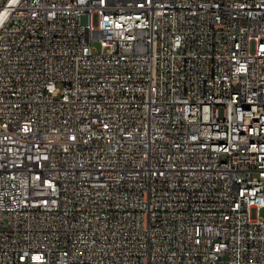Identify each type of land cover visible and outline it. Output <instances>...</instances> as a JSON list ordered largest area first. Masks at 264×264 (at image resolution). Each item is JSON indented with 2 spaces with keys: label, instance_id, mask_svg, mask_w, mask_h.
Masks as SVG:
<instances>
[{
  "label": "built area",
  "instance_id": "2783aa9c",
  "mask_svg": "<svg viewBox=\"0 0 264 264\" xmlns=\"http://www.w3.org/2000/svg\"><path fill=\"white\" fill-rule=\"evenodd\" d=\"M262 209L264 0H0V264H264Z\"/></svg>",
  "mask_w": 264,
  "mask_h": 264
},
{
  "label": "bare ground",
  "instance_id": "6f19581e",
  "mask_svg": "<svg viewBox=\"0 0 264 264\" xmlns=\"http://www.w3.org/2000/svg\"><path fill=\"white\" fill-rule=\"evenodd\" d=\"M211 151L216 154V158H229L231 154V140L227 135H215L211 139Z\"/></svg>",
  "mask_w": 264,
  "mask_h": 264
},
{
  "label": "rangeland",
  "instance_id": "374dc122",
  "mask_svg": "<svg viewBox=\"0 0 264 264\" xmlns=\"http://www.w3.org/2000/svg\"><path fill=\"white\" fill-rule=\"evenodd\" d=\"M93 47H94V48H97L98 50L100 49V45H99V43H97V42H95V43L93 44ZM260 216H261L262 218H264V209L261 210V212H260Z\"/></svg>",
  "mask_w": 264,
  "mask_h": 264
}]
</instances>
